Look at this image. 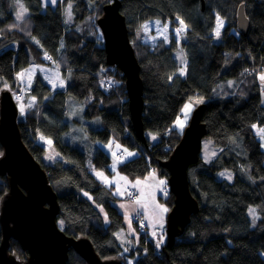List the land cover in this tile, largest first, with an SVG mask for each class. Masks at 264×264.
I'll list each match as a JSON object with an SVG mask.
<instances>
[{"label":"trees","instance_id":"trees-1","mask_svg":"<svg viewBox=\"0 0 264 264\" xmlns=\"http://www.w3.org/2000/svg\"><path fill=\"white\" fill-rule=\"evenodd\" d=\"M23 1L29 15L18 22L13 1L0 0V94L6 89L15 100L19 98L17 75L33 63H56L67 76L65 89L52 90L37 73L27 94L36 103L18 116L23 141L58 196L59 227L69 236L88 237L101 258L123 259L116 233L125 225L113 205L117 197L94 177L86 153L64 140L70 129L67 96L86 103L87 120L102 121L98 129L85 126L90 140L104 144L113 140L143 150L120 165L131 178H143L152 166L169 177L159 162L168 159L181 139L183 133L174 125L186 102L200 96L207 104L205 138L221 151L210 162L200 155L189 166L190 190L199 211L172 246L165 243L157 249L149 232L143 233L140 245L147 247V253L143 255V248L138 247L135 251L140 257L135 264H264V135L259 132L264 128V101L258 81L259 74H264V0H205L204 7L201 0H120L141 65L145 134L151 132L158 138L155 142L146 138L145 143L131 120L126 78L118 66L107 63L97 24L103 6L111 0H60L55 7L45 8L42 0ZM70 4L74 24L68 27L62 9ZM241 5L250 21L247 35L236 25ZM91 14L97 35L79 29ZM218 16L223 21L220 40H216ZM177 29H181L179 34ZM179 49L187 55L186 67L175 58ZM106 75L120 80L113 90L101 83L109 79ZM227 80H235L236 86L229 88L228 83L222 92L234 90L220 96V85ZM51 147L61 159L46 163L43 156ZM108 164L107 152L97 149L92 165L107 171ZM223 170L234 174L233 181L219 177ZM7 190V179L0 176V202ZM166 202L171 205L173 195ZM251 207L260 215L256 225L250 218ZM99 208L105 210L107 223ZM10 252L20 260L27 258L14 240ZM134 255L133 251L129 254ZM67 264L87 263L71 249ZM123 264H127L124 259Z\"/></svg>","mask_w":264,"mask_h":264},{"label":"water","instance_id":"water-1","mask_svg":"<svg viewBox=\"0 0 264 264\" xmlns=\"http://www.w3.org/2000/svg\"><path fill=\"white\" fill-rule=\"evenodd\" d=\"M201 3L204 7L205 0ZM237 19L243 34L247 35L250 21L243 5L238 9ZM97 24L102 31L107 63L118 66L126 78L132 123L138 137L145 141L141 65L129 37L120 0H111L103 6ZM18 116V103L13 94L3 90L0 94V144L3 148L0 176L6 177L8 190L0 202V264H67L71 249L87 264H123L119 259L101 258L88 237L69 236L59 227L58 196L47 172L23 141ZM206 134L200 110L191 116L168 159L160 163V167L169 172L168 181L175 197L166 227L170 246L199 211V203L190 190L188 169L199 161ZM12 240L27 253L26 260L10 252Z\"/></svg>","mask_w":264,"mask_h":264},{"label":"rangeland","instance_id":"rangeland-1","mask_svg":"<svg viewBox=\"0 0 264 264\" xmlns=\"http://www.w3.org/2000/svg\"><path fill=\"white\" fill-rule=\"evenodd\" d=\"M12 1H13V6H14V14H15V18H16L17 12L20 11V5L22 4L26 9H27V7L25 6L23 0H19V3H17V0H12ZM42 2H43L44 8L46 6L55 7L60 2V0H56V2L54 4L51 2V0H47V3L45 2V0H42ZM70 6H71V9H70L71 16L70 17L68 15L69 5L66 7H63V9H62L63 15H64V23L68 27H71L74 24V15L72 12V5L70 4ZM28 15H29V11H27V13L24 14L23 19H21V20L16 19V20L18 22H21L24 19H26L28 17ZM94 19L95 18L91 14L84 21L85 22L84 25L80 26L79 29H81V30L86 29V30L90 31L91 33L97 35L98 31L92 25V23L94 22L93 21ZM236 25L238 28L240 25L239 19L236 20ZM140 34H141V32L139 30L137 33V39L140 38ZM101 37L103 39L102 33H101ZM221 38H222V35H219V36H217L216 40H220ZM174 55H175V58L177 59V61L179 62V64H181L182 66L185 65L184 67H186V62H187L186 53L183 50L179 49V50L175 51ZM36 65L39 66L38 69L34 70V67H31V68L27 69L22 75H20L21 76V79H20L21 95L19 98L17 97L16 100L18 102V108H19V112H20L21 116H23L26 113L28 106L33 105V103H34V101H28L26 99L27 94H28V90L30 89L29 86L31 85V83L33 81V78H32L33 75L37 74V72L40 73L47 80V82L49 83V85L52 88L63 87L65 80H67L66 79L67 76L62 73V71L60 70V68L58 67V65L56 63H52L51 65H47V66L46 65L41 66L39 64H36ZM180 70H183V67ZM261 75H264V74L263 73L259 74L258 81L260 84V88L262 89V100L264 101V80L260 79ZM106 77L109 79H107L106 81H103V79H102L101 83L105 82V86L109 90H113L116 87V84L120 83V80L117 78H114V80H113L108 75H106ZM222 83L223 84L220 85V90H218V93H220L219 94L220 96H223V95L227 94L229 91L234 90V89H229L226 92H222L223 89L225 88V86L228 85V83H229V88H235V86H236L235 80H227V81H224ZM3 89H5V87H3ZM194 98H197V97L194 96L192 99L188 100L185 104V105H188L190 102L192 104L191 110L187 113V116H185V112H184L185 106H184V108L181 111V114L178 118L180 121H183L184 126L180 127L177 124V122L174 125V126H176L177 130L180 133H183L184 129L186 128V125L189 124L190 118L193 114L192 112L194 110V107L196 106ZM85 106H86V103L77 100L76 98H74L71 95L67 96L66 121L70 125V129L64 135V140L66 142L76 146L81 151L86 153L87 164L91 168V172L92 171L104 172L106 174L105 176L107 178H110V181H111V182L109 181L108 186L113 191V194L117 197L124 194L123 186L120 184V180H119L120 177H124V178L128 179L131 183H136L137 181H142V179H146L147 176L148 177L150 175L152 176L151 182L141 183V185H140V187H141L140 192L142 193L141 196L139 194V191H138L139 188L137 186L132 185L126 189V191L129 190L131 187L135 189V192L137 195V199H136L135 203L134 202H128L125 200H118L117 204H116L119 206V210L122 213L121 214L122 219L124 221L125 226L127 227V230L125 231L124 235H121V234L118 235L116 233V236H117L119 243H120V246L122 248L121 256L123 257L124 261L127 264H135L136 261L140 257V255L136 254V251H135L138 247L143 248L142 249L143 255H145L147 253V247L144 245L143 246L140 245V242H142L141 237H142L143 233L149 232V237L155 243V245L157 246V249L160 248L161 246H163L165 243L167 246H170L168 243V236L166 234V227H167V218L169 217V214H170V212L174 206L175 197H174V194L172 192L162 193V189L163 188L165 189V184L160 183L161 182L160 179H163V178L159 176L160 174L158 172L157 167L152 166L149 173L147 175H145L143 178H139V177L131 178L130 176L125 174L123 171H121L120 165L122 163L127 162V161L139 156L140 153L143 154L142 153L143 150L139 149L138 146H137V149L133 150V149L125 147L122 144H120L119 142L115 141L116 144L121 146V147H118V149L121 148L122 151L118 152L116 155L107 153V155L109 156V164H108L107 171L96 169L92 165V158H93V154L95 152L94 141L90 140V137H89L88 133L86 132L85 126L89 125V126H92L93 128L98 129V128L102 127V121L100 119L87 120L85 117V114H84ZM144 138H145V141L141 140L143 143L146 142V138H148L152 142H155L158 140L157 136L151 132H147L145 134ZM261 149L264 153V138H262V141H261ZM220 151H221V148L215 146L211 140L204 137L203 144H202L201 156L205 161H207V162L212 161L214 159V157H216V155L219 154ZM128 153H133V155H129ZM43 159H44V161H46V163L47 162L52 163L58 159H61V155L55 147H51L50 149H48L45 152ZM112 160H116L117 164L113 165ZM163 161H166V159L161 160L159 162V165ZM157 173L159 175H157ZM219 177L221 179L233 181L234 174L230 171L223 170V171L219 172ZM96 179L98 181H100L98 178H96ZM102 184L106 185V182H103ZM149 188L153 190V194H149L147 197H144L143 196L144 191H148ZM158 189H159V191L157 192ZM171 195H173V202H172L173 205L172 204L170 205L169 203L166 202V199H170ZM123 202H125L126 204H129V205L133 204V207H130V208H133V213H132V210L130 208H128L125 204H123ZM162 208L167 209V211H163L162 215H160L159 212H160V209H162ZM250 209L254 210V214L250 210H249V214H250V218L252 220V224L256 225V223L260 219V215H259L256 208L251 207ZM100 210L106 216L105 211L102 208H100ZM163 214H164V216H163ZM105 216H103V217L105 219V222L107 223L108 219ZM139 216H142L144 219H142V220L138 221V223L134 224L135 217L138 218ZM164 217L166 219L165 224L163 223V226H165V228L160 227L162 225L161 220H163ZM154 224L159 225V234L155 231ZM60 225H61V222H60ZM153 233H155V235H153ZM176 238H178V237H176ZM132 251L135 253L134 257L129 256V254ZM263 256H264V252H263ZM108 259H115V258H108ZM123 259H121L122 263H123Z\"/></svg>","mask_w":264,"mask_h":264},{"label":"crops","instance_id":"crops-1","mask_svg":"<svg viewBox=\"0 0 264 264\" xmlns=\"http://www.w3.org/2000/svg\"><path fill=\"white\" fill-rule=\"evenodd\" d=\"M42 66V65H41ZM47 66V65H46ZM31 67H34V70H36V69H38L39 68V66H37L35 63L34 64H31V65H29L27 68H25L22 72H20L18 75H17V77H18V79H19V82H20V79H21V76L20 75H22L27 69H29V68H31ZM38 73V72H37ZM35 76H36V74L35 75H33V81H34V78H35ZM46 80V79H45ZM33 81H32V83H33ZM46 82H47V80H46ZM32 83H31V85L29 86V88H31V86H32ZM48 83V82H47ZM49 84V83H48ZM21 85V84H20ZM65 87H66V80H65V83H64V86L63 87H60V88H52V90H63V89H65ZM28 92H30V89L28 90ZM28 101H34V103H33V105H35V103H36V99L34 98V97H32V96H30V97H27L26 98ZM33 105H29L28 107H31V106H33ZM118 147H121V146H119L118 144H116V142L114 143V141L112 140V141H110L108 144H104V143H101V142H94V148H95V151L97 150V149H99V148H101V149H103L104 151H106L107 153H109V154H117L118 152H121L122 151V149L121 148H119L118 149ZM115 162V163H114ZM112 164L113 165H116L117 163H116V160H112ZM92 173L94 174V176L96 177V178H98L102 183L103 182H106V185H109V181H110V178H107L105 175V173L104 172H101V171H92ZM97 173H102V176H100V175H97ZM157 175H159L158 173H157ZM100 176V177H99ZM120 184L123 186V189H124V194H125V192H126V189L127 188H129L130 186H137L138 188V191H139V194H140V196L142 195V193L140 192L141 191V187H140V185H141V183H147V182H151L152 181V176L150 175L149 177L147 176V178L146 179H142V181H137L136 183H131L128 179H126V178H124V177H120ZM161 181H164V183L163 184H165V180L164 179H160ZM111 182V181H110ZM139 182V183H138ZM162 184V183H161ZM159 191V189L157 190V192ZM162 193H164V188L162 189ZM124 194H122V195H120V196H118V197H120V198H122L123 196H124ZM149 194H153V190L152 189H148V191H144V193H143V196L144 197H147ZM117 197V196H116ZM117 197V198H118ZM123 204H125L127 207H129V206H131V207H133V204H131V205H129V204H126L125 202H123ZM131 210H132V213H133V208H130ZM164 209L165 208H162V209H160V215H162V213H163V211H164ZM163 216H164V214H163ZM165 217L163 218V220H161V226L160 227H163V228H165V226H163V223L165 224ZM153 229V228H152ZM154 229H155V231L159 234V225H156V224H154Z\"/></svg>","mask_w":264,"mask_h":264},{"label":"bare ground","instance_id":"bare-ground-1","mask_svg":"<svg viewBox=\"0 0 264 264\" xmlns=\"http://www.w3.org/2000/svg\"><path fill=\"white\" fill-rule=\"evenodd\" d=\"M239 30V32L243 33V31L240 29V27L237 28ZM197 99H202V103H196V106L194 107V110H193V114L197 111H200L202 110L203 111V115L205 113V110L207 108V104H206V100H204V98L198 96L197 98H194V100H197ZM206 105V106H205ZM204 106V108H203ZM181 114V113H180ZM192 114V115H193ZM180 116V115H179ZM191 119V118H190ZM132 120V118H131ZM190 122V121H189ZM189 124L186 125V127L188 126ZM174 149V148H173ZM173 151V150H172ZM160 177H162L164 180H165V189H164V192L167 193V192H171V186H170V183L168 181L169 177L168 178H165L161 175H159ZM137 199V195H136V192H135V189L134 188H130L129 190L126 191V193L124 194V196L122 198L118 197L117 200L113 203V205L119 210V206L116 205L117 204V201L118 200H125V201H128V202H134L136 201ZM131 206H129L128 208H130ZM100 209V208H99ZM105 211V210H104ZM120 212V210H119ZM106 213V212H105ZM121 213V212H120ZM103 214V213H102ZM122 214V213H121ZM104 215V214H103ZM105 216V215H104ZM106 217V216H105ZM144 219L142 216H139L138 218L135 217L134 219V224L138 223V221ZM125 225V224H124ZM127 230V227L124 226L123 228H121L120 230H118L117 234L118 235H124L125 234V231ZM167 234V233H166Z\"/></svg>","mask_w":264,"mask_h":264},{"label":"snow or ice","instance_id":"snow-or-ice-1","mask_svg":"<svg viewBox=\"0 0 264 264\" xmlns=\"http://www.w3.org/2000/svg\"><path fill=\"white\" fill-rule=\"evenodd\" d=\"M45 2L47 3V0H45ZM51 2L54 4L56 2V0H51ZM17 3H19V0H17ZM71 6L69 5V11H68V15L69 17L71 16ZM27 9L21 4L20 5V11L17 12L16 14V19L17 20H21L24 18V14L27 13ZM157 23H159V21H157ZM217 28H216V35L219 36L220 35V28L223 26V21L219 18V16L217 17ZM145 30H147V25H144L143 26ZM164 31L166 32L167 31V27H165ZM177 34H179L181 32V29H177L176 30ZM261 80H264V75H261L260 77ZM202 99H197L195 100V103H202ZM191 107H192V104L191 102L188 104V105H185V109H184V112H185V116H187V113L191 110ZM23 110V109H22ZM177 124L180 126V127H183V121H180L179 119L177 120ZM259 132L264 135V128H260L259 129ZM129 155H133V153H128ZM97 175H100L102 176V173H97ZM139 183V182H138ZM160 183H164V181H161ZM164 211H167V209H164ZM251 212H253L254 214V210H251ZM153 235H155V233H153Z\"/></svg>","mask_w":264,"mask_h":264}]
</instances>
